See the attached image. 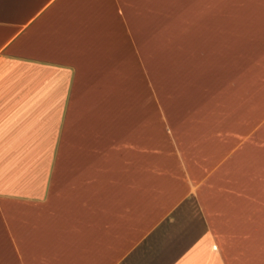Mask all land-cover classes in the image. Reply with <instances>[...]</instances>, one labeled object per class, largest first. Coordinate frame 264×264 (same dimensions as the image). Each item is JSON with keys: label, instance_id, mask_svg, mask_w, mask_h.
Segmentation results:
<instances>
[{"label": "crops", "instance_id": "crops-1", "mask_svg": "<svg viewBox=\"0 0 264 264\" xmlns=\"http://www.w3.org/2000/svg\"><path fill=\"white\" fill-rule=\"evenodd\" d=\"M0 264H264V0H0Z\"/></svg>", "mask_w": 264, "mask_h": 264}]
</instances>
